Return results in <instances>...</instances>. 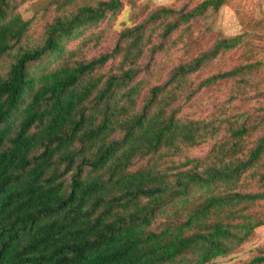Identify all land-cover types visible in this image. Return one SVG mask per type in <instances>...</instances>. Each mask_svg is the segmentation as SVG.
Wrapping results in <instances>:
<instances>
[{
  "label": "trees",
  "instance_id": "1",
  "mask_svg": "<svg viewBox=\"0 0 264 264\" xmlns=\"http://www.w3.org/2000/svg\"><path fill=\"white\" fill-rule=\"evenodd\" d=\"M225 1L160 7L88 58L80 51L97 45L96 34L81 49L66 45L121 0L75 10L59 3L37 44L18 2L0 0V264H211L264 226V83L256 77L264 62L190 82L243 35L218 40L163 83L138 78L149 25L159 21L166 37ZM45 58L56 64L36 69ZM224 79L235 82L230 102L255 92L259 106L181 113L194 90ZM214 139L204 157L188 154ZM243 264H264V252Z\"/></svg>",
  "mask_w": 264,
  "mask_h": 264
},
{
  "label": "rangeland",
  "instance_id": "2",
  "mask_svg": "<svg viewBox=\"0 0 264 264\" xmlns=\"http://www.w3.org/2000/svg\"><path fill=\"white\" fill-rule=\"evenodd\" d=\"M97 0H16L18 11L31 25L27 31V40L32 44L42 41L45 26L57 14L56 5L65 2L66 8L75 10L84 4H94ZM203 0H121V7L115 14L107 16L97 26L88 27L76 39L70 40L67 49H81L84 39L96 34L99 42L87 41L81 50L88 58L110 51L119 40L121 32L144 23L151 12L160 7L188 12ZM177 15V14H176ZM169 19L172 22L175 17ZM154 27L152 43L148 46L139 67L143 70L138 78L148 86L165 82L171 71L179 64L187 63L193 58L208 52L222 38L243 35V42L235 49L220 52L216 57L203 64L190 76V82H203L218 72L230 70L242 62H264V0H226L218 11H207L205 14L190 18L181 23L170 35L164 37L159 21L148 26ZM161 46V48H158ZM165 46V51H164ZM112 63L110 61L107 66ZM55 60L43 59L36 69L47 65L53 67ZM263 80L264 70L256 74ZM235 85L234 79L218 80L211 86H202L191 93L189 100L181 101V113L193 118H204L209 113H237L240 107L250 106L253 110L259 106L258 94L245 96V102H230L229 96ZM249 108V107H247ZM244 109V108H243ZM216 139L189 150L188 154L202 158L208 154ZM253 187H257L254 183ZM264 252V226L255 229L249 241L242 244L234 253L218 257L211 264H243L252 256Z\"/></svg>",
  "mask_w": 264,
  "mask_h": 264
}]
</instances>
